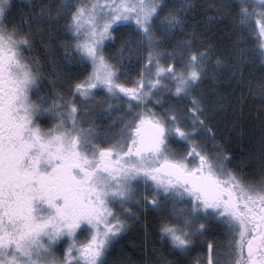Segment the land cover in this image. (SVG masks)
<instances>
[{"label":"snow or ice","instance_id":"obj_1","mask_svg":"<svg viewBox=\"0 0 264 264\" xmlns=\"http://www.w3.org/2000/svg\"><path fill=\"white\" fill-rule=\"evenodd\" d=\"M22 7L21 23L9 22L11 0H0V264H108L129 222L139 218L125 205L158 213L160 237L173 250L188 253L207 244L208 264H222L206 239L217 224L229 234L227 264H264V139L257 180L255 170L246 175L228 167L235 157L209 126L225 111L224 82L233 93L242 96L246 88L258 99L264 122V0L210 5L234 10L238 31L214 65L208 63L212 45L197 46V32L178 38L191 0L179 6L169 0H29ZM34 23L63 31L65 61L91 71L82 78L59 73L66 90L50 80L55 65L46 72L25 55L33 47ZM122 28L128 39L106 54L105 42L114 46ZM253 31L258 78L245 51L244 33ZM133 58L135 77L123 67ZM206 80L214 87L202 91ZM46 81L60 91L33 101ZM109 99L127 105L118 131L100 136L77 126L79 101H95L107 113L114 110ZM45 113L55 121L48 129L38 124ZM64 240L69 243L57 256ZM158 264L173 262L161 254Z\"/></svg>","mask_w":264,"mask_h":264},{"label":"trees","instance_id":"obj_2","mask_svg":"<svg viewBox=\"0 0 264 264\" xmlns=\"http://www.w3.org/2000/svg\"><path fill=\"white\" fill-rule=\"evenodd\" d=\"M191 1L194 7L186 15V31L178 38L189 39L193 31L197 32L199 34V39L196 41L197 46L212 45L213 51L208 63L214 65L218 56L222 58L232 49L233 40L238 35L235 26L237 18L232 14L234 10H220L210 7L212 4L218 6L222 0ZM235 2H239V0H235ZM253 2L257 4L255 0ZM14 12V20L10 16L13 13L9 14V19L12 22L18 16L17 12ZM34 25L35 23L32 28V44L34 47H32L30 52H27V56L35 57L39 60L44 65L46 72H52L55 65L56 75L50 77V80H55L57 85L63 83L66 90L67 82L58 78V74L65 73L82 78L89 71L88 67L80 65L79 69H75L72 65L66 64L59 44L62 40L67 39V35L59 30L57 26L53 25L49 27L46 24ZM114 35L118 36L119 39L116 40L114 46H107L110 42H105L106 54H115L120 48L121 41L128 39V33L123 28L114 33ZM244 35L247 38L245 49L247 59L253 62L252 75L258 78L260 76L258 69L261 60L259 53L254 51L257 47V36H255V31L250 33L245 32ZM132 62L130 63L131 66L123 65V67L126 69L127 75L135 77L139 65L136 64V61ZM221 79L223 80V77ZM121 80L124 81L125 77L122 76ZM42 85L47 88L48 92L60 91L59 87L54 89L52 83L48 81ZM212 87H214L213 82L206 80L200 90L207 91ZM96 91L97 97L103 98L105 93L99 89ZM220 91L227 94L225 111L216 115L209 122V126L217 135L216 142L223 145L228 155L235 157L231 162L232 168L246 175L252 174L255 170V179L258 180L260 173L258 171L259 165L257 159L261 152V141L264 139V122L261 121L258 115L261 107L260 102L258 99L249 96L246 88L243 90L242 96L239 92L233 93L232 89L227 87L226 82L222 84ZM110 102L111 100L107 101V103ZM95 103V101L78 102L80 107L78 117L83 121L80 126H83L85 129L93 127L102 136L111 135L113 131L107 129V126L115 127L117 125L116 121L121 122L124 110L120 105L122 102L112 99V103L118 106L113 116H109V112L105 113L101 109H97ZM149 107H152V105H149ZM208 149L214 150L211 146ZM157 224V221L153 218V214H143L135 224L134 229L128 235L123 236L119 240V243L111 250L108 264H114L116 260H119L120 264H149V261H152V264H158V257L161 254L166 256L173 264H195L197 261L200 262L203 259L205 253L204 244H196L194 248L185 254L179 253L178 250L176 253H169L164 244L158 240ZM222 239L226 240L224 234H220L212 239L216 252L217 247L223 242Z\"/></svg>","mask_w":264,"mask_h":264},{"label":"flooded vegetation","instance_id":"obj_3","mask_svg":"<svg viewBox=\"0 0 264 264\" xmlns=\"http://www.w3.org/2000/svg\"><path fill=\"white\" fill-rule=\"evenodd\" d=\"M35 2L37 3V2H39V3H47L48 2V0H35ZM61 2V0H55V3H60ZM11 3H12V8H11V11H10V13L9 14H11V13H13V14H11L10 16L12 17V20H14V18H15V12L14 11H16L17 12V14H18V16H17V18H16V20L14 21V23H16V24H20L21 23V20H22V12H24V11H26L27 9L26 8H23L22 7V5H25V4H27V2L25 3V2H19V1H16V0H14V1H11ZM38 10V9H37ZM20 19V20H19ZM8 20H9V22H12L10 19H9V15H8ZM34 26H36V24L34 25ZM33 47H34V45H33ZM60 47V46H59ZM25 55H28L27 54V52H25ZM66 64L67 65H72L75 69H79L80 68V65H78L77 63L75 64L74 62H67L66 61ZM43 67H44V65H43ZM48 92V90H47V88L44 86V85H42L41 86V91H40V93H43V94H45V93H47ZM34 97H35V95H34ZM35 101H36V99H35ZM111 103V102H110ZM51 104V100H49L48 101V104H45V107H48L49 105ZM112 104V103H111ZM106 105V107H107V104H105ZM114 107L116 108V109H118V106L117 105H114ZM120 116H121V114H120ZM119 116V117H120ZM119 120V119H118ZM50 121V116H48L46 113L45 114H43L41 117H40V119L38 120V124L42 127V128H47V126H48V122ZM116 123H117V125L120 123V121H116ZM117 125H115V127H108L107 126V129H109V130H111V131H113V132H115V131H117L118 130V128H117ZM77 126H80V125H77ZM80 127H83V126H80ZM98 133H99V131H98ZM99 135L100 136H102L100 133H99ZM128 207H132L133 208V211H135L136 213H137V216L139 217L137 220H135V221H130L129 223H130V228H129V230L128 231H126L124 234H123V236H126V235H128L133 229H134V226H135V224L140 220V218L142 217V215L143 214H153V218L157 221V235H158V240H159V242H162L163 244H164V247H166L167 248V250H168V252L169 253H171V254H173V253H176L177 252V250H173V249H171V245L168 243V242H166V241H163L162 239H161V237H160V227H161V217H160V215L158 214V213H156V212H154L152 209H136L135 207H133L132 205H130V206H128ZM213 226L214 227H220V228H223V229H225V227L224 226H222V225H217V224H213ZM223 234V233H222ZM224 235H225V237H226V239H227V236H229V234L226 232V231H224ZM122 236V237H123ZM223 238V237H222ZM207 239H210V238H207ZM222 241L223 242H221L220 243V245L222 244V243H226L224 246H223V244H222V247H220V246H218L219 248H218V250H217V252L215 251V250H213V256L214 257H216V256H218V258L222 261V264H227V261L229 260V255H228V249H227V243H228V240H224V239H222ZM209 242H211V243H213V240H210ZM205 246L207 245V244H204ZM213 245H214V243H213ZM179 251V250H178ZM205 251H207V249L205 248ZM179 253H182V254H185V253H183V252H181V251H179ZM204 256H209V252H206V253H204ZM197 263V262H196ZM195 263V264H196Z\"/></svg>","mask_w":264,"mask_h":264},{"label":"rangeland","instance_id":"obj_4","mask_svg":"<svg viewBox=\"0 0 264 264\" xmlns=\"http://www.w3.org/2000/svg\"><path fill=\"white\" fill-rule=\"evenodd\" d=\"M11 1H14V0H11ZM16 1H19V2H29V0H16ZM256 1V3H257V5L260 3V0H255ZM169 2H171V3H175L177 6H179V3H180V0H169ZM192 2V1H191ZM37 3H39V2H37ZM23 13V12H22ZM187 15V14H186ZM22 16V15H21ZM61 24H63V21H61L60 22ZM60 30V29H59ZM255 36H257V34H256V32H255ZM257 38V37H256ZM60 45V44H59ZM61 49V48H60ZM62 50V52H63V49H61ZM63 54H64V52H63ZM132 61H135V58H133L132 59ZM130 62V63H133V62ZM71 62H74L75 64L77 63L78 65H81V64H79L76 60H71ZM124 65H129V62L127 61V60H125V63H124ZM81 66H84V65H81ZM88 70L89 71H91V68L90 67H88ZM103 92H104V90L103 89H101ZM101 93V92H100ZM34 95H35V97H34ZM39 95H44L43 93H35V94H33L32 95V99H33V101H35V99L37 100V96H39ZM109 100H111V103H112V99H109ZM113 104V103H112ZM114 105V104H113ZM127 107V105L126 104H123V108H126ZM116 108L114 107V110L113 111H111V112H109V116H113V115H115V113H116ZM77 120H78V122L81 124V123H83V121L81 122V120H80V118L79 117H77ZM54 123H55V121L50 117V121L48 122V126H47V128H45V129H48V128H50V127H52L53 125H54ZM70 123V122H69ZM207 151H209V152H213V151H215V150H209V149H207ZM228 167L229 168H231V169H233L232 168V165H231V163L228 165ZM141 191H143V189L141 188ZM128 206H130V205H125V207H128ZM220 227H214V226H212V228L210 229V231H209V233L207 234V236H206V238H210V239H207L208 241H210V240H212V239H214L215 237H217L218 235H223L224 234V230L227 232V229L225 228V229H223V228H220ZM223 233V234H222ZM228 233V232H227ZM86 235H87V233H85V234H82V235H80L77 239L79 240V241H83L85 238H86ZM228 238H229V236H227V239L226 240H228ZM68 243H69V241L68 240H64V241H62L61 243H59L58 244V246H57V250H56V255L57 256H59L60 254H61V251H62V249L63 248H66L67 247V245H68ZM198 245H201V243H197ZM223 244V246L226 244L225 242L224 243H222ZM222 244L220 245V247H222ZM205 248L207 249V251L206 252H208V248H207V245L205 246ZM218 248L219 247H217V250H218ZM198 262V261H197ZM196 264H208V257L207 256H203V259H201V261L200 262H198V263H196Z\"/></svg>","mask_w":264,"mask_h":264}]
</instances>
